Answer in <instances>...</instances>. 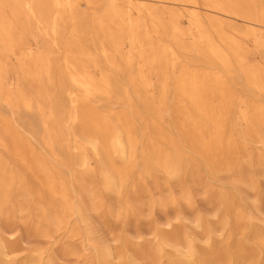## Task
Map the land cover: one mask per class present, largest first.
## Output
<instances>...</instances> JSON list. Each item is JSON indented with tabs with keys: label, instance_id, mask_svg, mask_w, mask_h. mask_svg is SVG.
Here are the masks:
<instances>
[{
	"label": "bare ground",
	"instance_id": "bare-ground-1",
	"mask_svg": "<svg viewBox=\"0 0 264 264\" xmlns=\"http://www.w3.org/2000/svg\"><path fill=\"white\" fill-rule=\"evenodd\" d=\"M173 1L0 0V103L28 110L27 121L50 155L65 141L68 152L70 148L81 150L75 157L69 155V162L87 168L85 146L96 155L104 153L99 170L107 189L120 186L126 177V169H114L112 154L129 164L137 138L128 112L104 116L91 105L95 97L114 94L127 101L134 116H140L134 99L156 119L150 122L159 131L161 142L149 143L142 150L151 166L173 173L185 162L178 141L159 129L165 113L176 117L183 144L210 173L235 166L244 158L245 139L264 145V65L249 63L245 49L227 35L221 18H238L247 25L263 27L264 14L254 0H203L205 9L214 15L206 27L194 0H186L194 31L192 47L205 66L196 69L185 64L183 73L172 80L169 68L175 66V51L163 38H171L180 47L181 30L154 4ZM152 34L158 35L157 41ZM256 43L261 44L260 40ZM154 81L158 82L156 92ZM171 82L176 95L173 110L167 107ZM60 95L66 96L68 107H63ZM232 115L236 118L233 124ZM147 128L145 122L142 130ZM233 129L239 138L234 137ZM77 132L85 135L84 142ZM0 146L28 173L45 179L41 186L49 196L53 224L59 227L69 212L64 184L46 165L45 156L1 114ZM14 175L0 155V202L10 194ZM231 200L221 195L238 221L241 216ZM259 245L264 251V238ZM220 257L230 264H257L253 254H238L228 247ZM244 258L246 262L241 261ZM214 261L212 264H221L216 258ZM103 264L112 263L105 258Z\"/></svg>",
	"mask_w": 264,
	"mask_h": 264
},
{
	"label": "rangeland",
	"instance_id": "rangeland-1",
	"mask_svg": "<svg viewBox=\"0 0 264 264\" xmlns=\"http://www.w3.org/2000/svg\"><path fill=\"white\" fill-rule=\"evenodd\" d=\"M254 1L264 14V0ZM186 3L174 0L154 4L155 9L166 11L169 21H176L181 30L180 47L171 38H163L175 51V66L169 68L172 80L183 73L185 64L196 69L205 66L192 47L194 31ZM194 3L199 7L198 17L208 27V19L214 15L205 9L203 0ZM221 19L227 35L239 40L245 49L249 63L264 65V25H247L238 18ZM153 37L157 41L158 35ZM172 83L167 99L169 110L176 105ZM153 87L156 92L157 81ZM58 99L63 107H68L66 96ZM132 101L140 109V116H134L127 101L114 94L91 99L92 107L104 116L128 112L137 138L129 164L112 154L114 169H126V177L120 186L111 189L103 186L99 170L104 153L96 155L89 145L85 146L87 168L69 162V155L75 157L81 150L70 148L68 152L65 141L50 155L27 121L28 110L0 103L1 116L45 156L46 165L64 184L69 207L66 220L56 227L49 196L41 186L45 179L28 173L0 146V155L15 172L10 194L0 202V264H103L105 258L112 264H212L215 258L221 264H230L220 257L227 247L238 254L251 253L257 264L263 263L264 251L259 241L264 238V145L253 138L245 139L244 158L233 167L210 173L183 144L176 117L165 113L159 129L178 141L182 159L183 151L186 154L184 164L168 173L149 165L144 158L142 150L149 143L161 142L159 131L150 122L155 118L147 115L136 100ZM235 119L233 116L230 123ZM145 122L148 128L143 131ZM232 132L239 138L238 132ZM77 138L84 142L86 137L77 132ZM164 150L170 151L166 145ZM223 194L233 199L235 212L241 216L238 221L234 211L221 201ZM241 261L246 262V258Z\"/></svg>",
	"mask_w": 264,
	"mask_h": 264
}]
</instances>
